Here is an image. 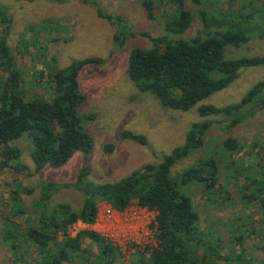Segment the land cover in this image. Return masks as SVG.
I'll use <instances>...</instances> for the list:
<instances>
[{
	"label": "trees",
	"instance_id": "obj_1",
	"mask_svg": "<svg viewBox=\"0 0 264 264\" xmlns=\"http://www.w3.org/2000/svg\"><path fill=\"white\" fill-rule=\"evenodd\" d=\"M66 1V0H62ZM197 10L192 11L185 0H140L149 19H156L155 10L162 8L163 33L141 35L152 41V47H133L127 59V76L137 89L154 96L165 108L186 111L196 107L200 120L193 122L185 133L184 141L158 162H148L124 177L111 182H94L88 166L82 167L69 181L39 180L37 186H25L13 181L9 197L0 204V240L13 257L28 264H66L76 257H85L89 264H218L221 259L237 264H252L242 253L221 255L202 233L198 212L193 207L186 188L201 189L211 201L228 196L219 184L220 156L241 149L233 137L223 141L222 151L198 158L178 174L171 170L205 144V137L214 124V117L225 131L264 108V80L254 83L234 103L217 106L203 101L226 88L248 67L263 66L264 56L243 55L225 57L228 46L239 47L252 38L264 39V0H225L223 8L210 0H190ZM160 7V8H159ZM101 17L115 25L113 42L116 47L125 43L127 22L118 14L99 10ZM198 16L201 27L191 37H183ZM8 9L0 4V173L28 170L21 161L22 150L17 144L23 138L30 142L29 157L33 169L40 174L47 166L64 165L76 152L89 154L93 139L82 125L78 114L85 100L78 75L91 63H100V57H85L58 67L52 56L25 77L8 44L11 27ZM47 24V20L42 22ZM51 27V26H49ZM23 34L18 45L26 48ZM25 39V38H24ZM24 44V45H23ZM25 52L18 51L21 58ZM44 89V94L34 89ZM31 90V91H30ZM31 92V93H30ZM123 136L141 143L145 138L125 130ZM255 144H253L254 146ZM219 154V156L217 155ZM230 157V156H229ZM233 172L238 166L229 161ZM247 176L240 187L241 198L247 207L258 206L264 213V172ZM74 189L82 195V204L75 209L66 201L53 203V197L62 190ZM37 193L27 211L26 198ZM98 201H105L112 209L122 211L135 203L154 212L155 244L129 262L121 261V250L110 238L92 228L68 234L77 223H93L98 214ZM7 209V212L4 210ZM28 214L27 220L20 218ZM89 239L95 252L83 246ZM206 246L209 256L198 251ZM91 258H86V256ZM23 256H28V262ZM264 264V262L262 263Z\"/></svg>",
	"mask_w": 264,
	"mask_h": 264
},
{
	"label": "rangeland",
	"instance_id": "obj_2",
	"mask_svg": "<svg viewBox=\"0 0 264 264\" xmlns=\"http://www.w3.org/2000/svg\"><path fill=\"white\" fill-rule=\"evenodd\" d=\"M185 1L189 9L197 10L190 0ZM210 1L215 4L216 0ZM216 2L215 5L219 8L226 6L225 0ZM0 4L8 9L11 16L8 44L18 65L26 66L25 77H30L35 68L43 69L44 63L52 56L57 59L58 67H65L71 61L85 57L102 58L100 63L85 65L78 75L80 89L85 95L78 114L82 119L86 115H94L93 119L82 121L84 129L93 139L91 152H76L64 165L57 168L47 166L38 174L29 157L30 142L26 138L21 139L17 144L22 150L21 161L28 166V170L20 173L6 170L0 173V204L8 199L13 181L25 186H37L39 180L43 179L69 181L84 166L89 167V177L94 182L116 181L145 163L158 162L163 154L180 145L190 125L201 119L196 107L186 111L163 107L154 96L139 91L127 76L130 50L136 46L149 48L153 45L140 32L151 36L163 33L161 14H165L164 9L156 7V19L151 20L140 0H0ZM100 9L107 14L121 15L126 20L129 31L122 46L114 45L115 25L111 20L101 17ZM44 20H47V24L42 23ZM200 27L201 22L196 15L192 26L182 36L191 37ZM22 34L25 49L18 45ZM19 50L26 51L24 58L17 54ZM243 55L264 56V39L252 38L239 47L228 46L225 50L227 58ZM260 80H264L263 66L241 69L230 85L203 102L217 106L237 102ZM34 90L44 94L42 88ZM219 119L220 117H214L215 122L207 133L202 148L175 164L171 177L177 179L178 174L198 158L216 151L221 152L223 141L227 137L235 138L241 149L220 156L223 162L220 163L218 182L225 187L228 196L211 201L195 185L188 186L186 190L198 212L202 233L218 253H242L251 259L252 264H262L264 213L256 205H245L240 187L247 176L259 173V178L262 176L260 172H264V108L257 109L252 116L243 119L230 131L221 128L217 121ZM125 130L142 135L145 142L124 137L122 132ZM217 155L219 156L218 153ZM231 160L238 166L237 174L229 164ZM35 197L37 193L26 198L28 212ZM82 199L80 192L67 189L57 193L53 197V203L66 201L79 209ZM97 207L98 214L93 223L77 222L70 227L68 234L74 235L84 228L98 231L119 247L123 262H129L146 247L155 244L154 212L135 203L122 211L112 209L105 201H98ZM27 216L25 214L20 219L27 220ZM83 246L90 253L95 252L89 239L84 240ZM198 251L209 256L206 246L200 245ZM23 258L30 262L28 256ZM84 258L76 257L73 262L66 264H89ZM217 263L237 264L222 257ZM0 264H13L11 253L1 240ZM17 264L26 263L19 261Z\"/></svg>",
	"mask_w": 264,
	"mask_h": 264
}]
</instances>
